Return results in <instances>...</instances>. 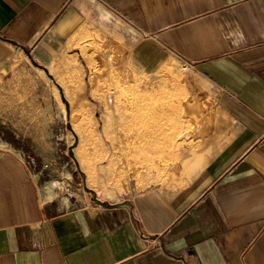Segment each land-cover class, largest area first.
<instances>
[{
    "label": "crops",
    "instance_id": "crops-1",
    "mask_svg": "<svg viewBox=\"0 0 264 264\" xmlns=\"http://www.w3.org/2000/svg\"><path fill=\"white\" fill-rule=\"evenodd\" d=\"M95 34L184 64L207 120L190 182L101 200L0 136V264H264V0H0V80L65 54L85 76Z\"/></svg>",
    "mask_w": 264,
    "mask_h": 264
},
{
    "label": "rangeland",
    "instance_id": "rangeland-1",
    "mask_svg": "<svg viewBox=\"0 0 264 264\" xmlns=\"http://www.w3.org/2000/svg\"><path fill=\"white\" fill-rule=\"evenodd\" d=\"M77 48L90 58L85 76L82 62L65 54L48 68L31 61L16 68L8 82L0 80L5 143L23 154L42 180L61 183L68 191H93L101 200L117 202L154 188L182 190L199 155L189 152L201 146L206 134H199L200 118L207 122L182 61L160 49L152 60H142L130 46L127 56H120L118 47L98 34ZM174 98L186 108V127L143 130L149 113ZM172 133L174 140L167 141ZM151 135L152 141L142 142ZM111 138L130 150L116 152Z\"/></svg>",
    "mask_w": 264,
    "mask_h": 264
},
{
    "label": "bare ground",
    "instance_id": "bare-ground-1",
    "mask_svg": "<svg viewBox=\"0 0 264 264\" xmlns=\"http://www.w3.org/2000/svg\"><path fill=\"white\" fill-rule=\"evenodd\" d=\"M165 95H169V94H165ZM167 97H169V96H167ZM176 101H175V98L172 101H170V103L176 102V105L170 104L168 101H166L167 104L161 105L159 107H155L153 109L154 113L153 112L149 113L150 118H149L148 122L142 123L143 130L146 129L147 127H154V129H156L157 131H159V130L162 131V130H164L163 128L168 127L169 125H172V124H178V127L180 129H181V126L185 128L186 127V118H185V109L186 108L185 109L183 108L182 104L179 102L180 101L179 99H176ZM139 109L141 112L143 111V108H139ZM137 117H138V115L136 114V118ZM180 129H178L177 134L181 131ZM107 137H109V135ZM152 139H154L153 135H151L147 138H142V142H145V141L150 142V141H152ZM165 139L167 141H170V142L173 141L174 140L173 133L171 135L170 134L166 135ZM94 141H96V139H94ZM110 143H112L114 150L116 152H117V149L118 150L121 149L119 151L124 150V152L126 151L125 153H127V151L130 150L129 147H125L123 144H121V145L116 144L117 142L114 138H111ZM107 152H110V151L108 150ZM128 153H131V152H128ZM183 153H184V151H183Z\"/></svg>",
    "mask_w": 264,
    "mask_h": 264
}]
</instances>
